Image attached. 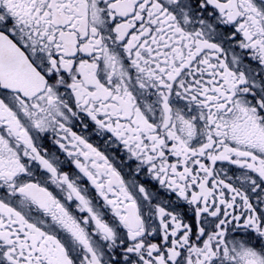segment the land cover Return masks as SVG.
Masks as SVG:
<instances>
[{
  "label": "snow or ice",
  "instance_id": "obj_1",
  "mask_svg": "<svg viewBox=\"0 0 264 264\" xmlns=\"http://www.w3.org/2000/svg\"><path fill=\"white\" fill-rule=\"evenodd\" d=\"M0 264H264V0H0Z\"/></svg>",
  "mask_w": 264,
  "mask_h": 264
},
{
  "label": "flooded vegetation",
  "instance_id": "obj_2",
  "mask_svg": "<svg viewBox=\"0 0 264 264\" xmlns=\"http://www.w3.org/2000/svg\"><path fill=\"white\" fill-rule=\"evenodd\" d=\"M220 166H223V167L227 168V164L226 163L224 165H219L218 164V167H220ZM229 174H231V171L230 170H229Z\"/></svg>",
  "mask_w": 264,
  "mask_h": 264
}]
</instances>
